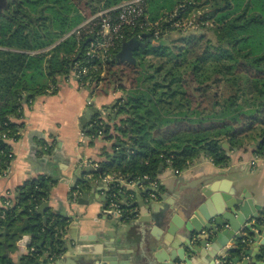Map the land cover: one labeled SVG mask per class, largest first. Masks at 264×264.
<instances>
[{
  "label": "trees",
  "instance_id": "trees-1",
  "mask_svg": "<svg viewBox=\"0 0 264 264\" xmlns=\"http://www.w3.org/2000/svg\"><path fill=\"white\" fill-rule=\"evenodd\" d=\"M123 1L10 0L0 8V173L7 168L11 147L3 133L17 139L23 128L14 117H22L30 99L50 83L57 85L60 76L70 75L74 62L84 58L88 36L70 32L88 15ZM176 9L181 15L199 14L202 34L170 27L155 45L137 27L134 32H141L143 40L126 35L106 61L89 63L97 67L84 76V85L104 81L124 93L112 106L114 122L100 124V113L95 112L85 124L89 134L96 137L102 130L106 138L125 144L101 163L102 176L110 173L152 184L159 181L161 166L180 169L202 156L225 165L231 149L251 144L264 155V0H148L152 19ZM173 32L182 34L175 54L165 41L174 38ZM139 41L148 44L132 48L135 62L126 59L130 42ZM117 60L125 61L130 72L116 69ZM51 181L45 175L32 178L18 186L13 197L2 198L13 204L0 217V236L9 241L6 229L24 219L42 225L36 207L48 196ZM83 186L80 182L79 190ZM122 207L124 220L136 215L134 205ZM244 244L240 238L238 245ZM0 264H11L2 252Z\"/></svg>",
  "mask_w": 264,
  "mask_h": 264
},
{
  "label": "crops",
  "instance_id": "crops-1",
  "mask_svg": "<svg viewBox=\"0 0 264 264\" xmlns=\"http://www.w3.org/2000/svg\"><path fill=\"white\" fill-rule=\"evenodd\" d=\"M87 86L89 85H82L71 74L60 76L57 85L50 83L45 92L36 95L24 105L22 117H14L15 121L23 122V128L16 140L9 141L15 157L11 161L8 174L0 176V203H3V197H13L15 189L28 180L41 175L50 176L52 188H49L48 196L44 199V202H49L50 213L66 219L71 215L78 217V223L74 218L68 222L71 223L74 234L91 237L92 240L84 241L87 245L98 247L102 253L110 249L117 251L118 260L127 259L131 264H149L143 253L146 251L152 256L159 252L156 246L159 242L163 244V250L170 248L169 242L179 243L182 240L180 231H169L167 219L174 225H181L188 219L189 211L182 205L184 200L197 198L198 203H206L209 211L214 208L212 198L200 191L203 184L217 183L214 194H229L233 186H237L240 191L246 189L254 204L260 206L259 216H264V155L258 154L253 144L231 149L228 152L230 158L225 165H217L211 158L202 156L180 168L179 173L175 172V167L161 166L158 180L163 188L158 192L165 194L164 198L159 193L157 198L151 197L150 193L154 190H150L145 199L152 202L153 207L140 214L137 211L138 205H134L136 215L128 220L109 211L103 200V195H108V191L101 185L106 176L112 175L110 173L105 176L98 171L83 174L82 179L97 182L94 186L85 183L81 191L94 190L90 194V202L80 204L72 201L71 189L80 177L78 168L92 163L96 168L100 167L118 147L115 144L118 141L116 137H95L86 131L88 126L85 124L92 121L95 112L100 113L102 124L107 118L111 119L112 106L121 97V90L106 84L102 92H98L97 88L89 86L88 89ZM45 145H48L47 149L44 148ZM121 179L124 178L119 176L115 180ZM126 181L124 179L123 185L130 204L136 201L139 190L154 188L153 183L148 181ZM163 207L174 209L168 208L165 220L150 221L155 215L164 213ZM256 221L257 218L252 219V223ZM22 223L23 220L12 226V229H6V233L7 230L12 232ZM261 226L264 228V222ZM240 233L244 241L249 231L245 228ZM16 240L17 238L10 237L6 241L0 236V241L4 246L6 244L4 249L0 248V252L8 254L12 260H18L21 255L20 246L13 244ZM238 241V238L230 239L226 246H238ZM199 250H187L190 257L183 264H211L213 255L223 252L224 249L214 248L210 241ZM229 253L242 254L237 251ZM220 260V257L216 259V263ZM75 264L91 263L88 261Z\"/></svg>",
  "mask_w": 264,
  "mask_h": 264
},
{
  "label": "water",
  "instance_id": "water-1",
  "mask_svg": "<svg viewBox=\"0 0 264 264\" xmlns=\"http://www.w3.org/2000/svg\"><path fill=\"white\" fill-rule=\"evenodd\" d=\"M150 42L155 45H159L158 40L151 39ZM132 46L126 50V59L135 62V58L132 55V48L137 46H146L148 41L130 42ZM90 89L89 86H87ZM116 114H111V119L107 118L104 125L109 122H114ZM105 137V136H104ZM115 144L121 149L125 146L123 141H115ZM257 142L256 145H259ZM225 146H228L225 143ZM162 168V167H161ZM79 181L74 184L71 189L79 191L76 201L80 204H89L90 194L94 192L91 190H79L80 182L83 184L96 185L97 182H89V180L82 179L83 174L98 171L103 172V167H95L92 164H86L78 168ZM128 182V180L126 181ZM204 183V182H201ZM217 184V183H216ZM214 182L203 184L200 191L206 196H210L214 203V208L210 211L206 209V203H198V199L191 198L189 201L184 200L182 205L189 211L188 219L181 223V225H174L170 222L169 218V231H180V237L182 240L177 242H169L170 248L163 249V244L159 242L156 246L159 252H155L154 255H148L145 251V256L149 264H183L188 262L190 257L189 252L200 251V247L204 244L207 245L210 241L213 243L214 248H222L223 252H219L213 255L211 264H264V228L262 223L264 222V216H259L260 206L254 204V200L248 194L246 189L241 191L237 186H233V189L229 194H214L215 191ZM85 186V185H84ZM83 186V188H84ZM125 189L122 180H104L101 187L108 191V195H103V200L108 205L110 190ZM122 187V188H121ZM49 188H52L50 185ZM150 190L154 188H147L145 190H139V194L136 196V201L132 205H138V213L144 214L146 211L153 207L152 202H147L145 196ZM118 191V195L121 198L120 203H129V197H127V191ZM132 191H136L132 189ZM169 192V191H168ZM159 193V196L164 198L163 193ZM37 213L42 214V225L38 222L24 219L23 223L17 226L12 232L7 230V233L12 238H17L13 243L16 246H20L21 255L18 260H11V264H75L78 262H90L91 264H131L127 259L118 260L117 251L109 250L106 253H102L98 250V247L94 245H87L85 240H92L89 236L77 235L72 232L71 223H68L71 218H74L78 223L79 218L71 215L68 218L58 217L52 215L49 211V202L42 200V203L36 207ZM164 208V213L155 215L150 221L159 222L165 220L167 217V211L173 210L174 207ZM171 218V217H170ZM257 218L255 223H252V219ZM258 219L261 221L258 222ZM173 221V220H172ZM176 226V227H175ZM177 228V229H176ZM248 229L249 234L245 236L244 245L238 246H226L230 239L242 237L241 229ZM26 231H28L26 233ZM261 232V233H260ZM6 246V244H5ZM221 246V247H220ZM169 247V246H168ZM182 247V248H181ZM240 252L241 255H233L229 252ZM100 253V254H98ZM8 257V254L4 255ZM222 259L216 263V259Z\"/></svg>",
  "mask_w": 264,
  "mask_h": 264
},
{
  "label": "built area",
  "instance_id": "built-area-1",
  "mask_svg": "<svg viewBox=\"0 0 264 264\" xmlns=\"http://www.w3.org/2000/svg\"><path fill=\"white\" fill-rule=\"evenodd\" d=\"M147 10L148 0H125L116 6L102 9L88 16L81 24L75 27L70 33L75 32L77 34L87 35L88 40L85 44L84 58L80 61H75L71 67V75L73 78L84 85V76L88 75L89 72L95 70L97 67L96 64L90 65L89 63L96 60L106 61L110 57L112 50L126 35L143 40L144 37L141 32H134L137 27H139L141 31L148 33L149 38L157 40L163 35H166L170 27L180 29L182 32H187L193 28L199 29L202 23L197 13L194 15H191V13L188 15H181L176 9L171 13L162 14L158 18L152 19ZM32 53H36V51ZM101 83L102 81H92L95 88ZM100 124H102V122H100ZM98 136H104L102 130L99 131ZM3 138L8 142L10 140H16L14 137L6 135V133H3ZM44 148L47 149L48 145H45ZM8 157L9 163L7 168L0 173V176L6 175L9 172L11 161L15 157L12 147L9 148ZM168 162H170V160H168ZM252 163L254 164L255 161H252ZM175 172L179 173L180 169L175 168ZM116 178L117 177L112 174L106 176L104 180H115ZM121 180L122 182L124 181V179ZM153 185L154 191H152L150 195L151 197L157 198L158 192L156 190L159 186V181L153 182ZM118 190L126 191L125 189ZM78 193V190H72V201H76ZM120 201L121 198L118 195V191L110 190L108 202L109 211L124 217L125 209L122 207ZM12 204L13 200H6L0 203V217L4 218L6 216L7 208ZM125 218H128V216Z\"/></svg>",
  "mask_w": 264,
  "mask_h": 264
},
{
  "label": "rangeland",
  "instance_id": "rangeland-1",
  "mask_svg": "<svg viewBox=\"0 0 264 264\" xmlns=\"http://www.w3.org/2000/svg\"><path fill=\"white\" fill-rule=\"evenodd\" d=\"M85 1V0H84ZM196 12H191V15H194ZM88 16H90V15H88ZM87 16V17H88ZM86 17V18H87ZM202 31L203 30H199V29H190L189 31H187V33L188 34H193V35H196V36H198L199 34H202ZM207 35H211V33L210 32H207ZM182 36V34L181 33H179V32H173V37L174 38H172V39H170L169 41H168V38H165V41H166V44H167V46H168V51H173V54H175V52L177 51V49L176 48H174L175 46H176V44H179L180 43V40H179V38ZM32 52H35V51H32ZM152 56H151V54H149L148 56H147V58H151ZM115 67H116V69H119V68H122V69H124V71H125V73H127V72H130V70H131V68L129 67V65L125 62V61H123V60H117L116 61V63H115ZM126 84H129V82L130 81H128L127 79L124 81ZM106 84L104 83V81L97 87V90H98V92H102V88L105 86ZM124 95V93L122 92V90H121V96H123ZM172 167V166H171ZM1 229V228H0ZM0 231H2V230H0Z\"/></svg>",
  "mask_w": 264,
  "mask_h": 264
},
{
  "label": "flooded vegetation",
  "instance_id": "flooded-vegetation-1",
  "mask_svg": "<svg viewBox=\"0 0 264 264\" xmlns=\"http://www.w3.org/2000/svg\"><path fill=\"white\" fill-rule=\"evenodd\" d=\"M8 1H10V0H0V8L1 7L4 8ZM12 1H14V0H12Z\"/></svg>",
  "mask_w": 264,
  "mask_h": 264
}]
</instances>
